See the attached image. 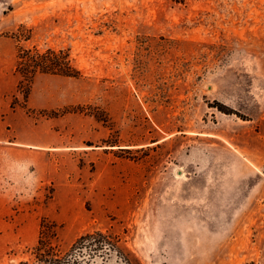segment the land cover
<instances>
[{
    "label": "rangeland",
    "instance_id": "obj_1",
    "mask_svg": "<svg viewBox=\"0 0 264 264\" xmlns=\"http://www.w3.org/2000/svg\"><path fill=\"white\" fill-rule=\"evenodd\" d=\"M94 230L264 264V0H0V264Z\"/></svg>",
    "mask_w": 264,
    "mask_h": 264
},
{
    "label": "trees",
    "instance_id": "obj_2",
    "mask_svg": "<svg viewBox=\"0 0 264 264\" xmlns=\"http://www.w3.org/2000/svg\"><path fill=\"white\" fill-rule=\"evenodd\" d=\"M43 71H54L59 62L47 60L44 56L34 60ZM62 69V67H60ZM60 71V70H59ZM64 72V71H62ZM70 76L75 74L68 72ZM43 249L38 247V250ZM37 258L43 264H137V259L123 244L121 238L108 231L94 230L80 235L71 247L64 251L43 250Z\"/></svg>",
    "mask_w": 264,
    "mask_h": 264
}]
</instances>
